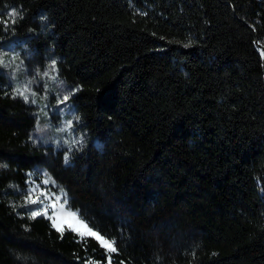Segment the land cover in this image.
I'll return each mask as SVG.
<instances>
[{
    "label": "trees",
    "instance_id": "trees-1",
    "mask_svg": "<svg viewBox=\"0 0 264 264\" xmlns=\"http://www.w3.org/2000/svg\"><path fill=\"white\" fill-rule=\"evenodd\" d=\"M0 21L17 76L56 61L83 141L68 165L36 144L0 67V264H264V0H0ZM38 166L116 252L29 219Z\"/></svg>",
    "mask_w": 264,
    "mask_h": 264
},
{
    "label": "rangeland",
    "instance_id": "rangeland-1",
    "mask_svg": "<svg viewBox=\"0 0 264 264\" xmlns=\"http://www.w3.org/2000/svg\"><path fill=\"white\" fill-rule=\"evenodd\" d=\"M12 38L10 37L9 41L0 43V50L4 52V59L8 62V66H0L4 69L9 70L11 77L14 79L10 91L13 93L14 89L21 88L23 89L26 85L29 86V100H35V124L32 129L33 141L36 144L43 146H52L54 149H61L63 151V160L65 162V155L68 153L69 148L72 146L73 141H80L82 133L77 123V116H75L74 107L71 106V103L68 100L64 101V97L67 96V86L65 83L61 82L55 77V74L50 70L44 69L39 73L35 69H29L27 72L23 73V76H17L18 70L20 69L18 63V52L17 49L12 44ZM20 51H25L24 42L21 40ZM15 57V59H13ZM44 71H49V76H43ZM17 76V77H16ZM29 82L31 84L29 85ZM34 92L35 96H32L31 93ZM61 101H63L61 103ZM67 121H72V127H68ZM79 146V145H78ZM71 156V154H70ZM46 171L41 167H33L29 169L27 173L26 187L23 191L21 204H24V198L28 194L29 187L32 184L39 185L40 190H44L47 193H54L56 196L61 195L60 186H53L51 184L44 185L42 181L45 179ZM32 174L31 181L28 183L29 174ZM64 190V189H63ZM65 191V190H64ZM38 193H34V196ZM68 196V195H67ZM41 200L44 198L41 197ZM54 199V197H53ZM63 198L60 203H63ZM48 203V201H45ZM41 204H30L27 205V209H38ZM65 211H73L68 205L65 207ZM52 214L51 209L48 212L50 216ZM78 218H80L78 216ZM67 228V225H65ZM93 230V229H92ZM95 231V230H93ZM106 239V238H105ZM108 240V239H107ZM110 241V240H109ZM112 242V241H110ZM100 243V242H99Z\"/></svg>",
    "mask_w": 264,
    "mask_h": 264
},
{
    "label": "snow or ice",
    "instance_id": "snow-or-ice-1",
    "mask_svg": "<svg viewBox=\"0 0 264 264\" xmlns=\"http://www.w3.org/2000/svg\"><path fill=\"white\" fill-rule=\"evenodd\" d=\"M10 17H16L17 11L15 8L12 9L10 13H8ZM22 18V17H21ZM43 19V17H42ZM5 24V30H7V21H0ZM16 21L15 19L12 20V23L14 24ZM189 45H185V47H188ZM4 52L0 50V66H8V62L4 59ZM15 59V57H13ZM49 68L52 72L57 71L56 69V61H52L51 65H49ZM43 76L48 77L49 71H44ZM55 78V77H50ZM31 82H29V85ZM29 86H25L23 89L16 88L13 91V98L16 96L23 97L25 103H36L35 100H29ZM32 96H35V93H31ZM68 100V97H64V101ZM63 101H61L62 103ZM79 119L78 117L76 118ZM68 127H72V121L66 122ZM83 141H73L72 146L69 148L68 153L65 155V164L68 165L70 161V154L71 152L78 146L82 145ZM45 179L42 181L44 185H53L54 187L56 185V181L48 175L47 172L44 173ZM32 174H29V181L28 183H32L31 181ZM34 193H38L34 196ZM43 197L44 199L41 200L40 198ZM54 197V199H53ZM63 198V203H60L61 199ZM45 201H48V203H45ZM41 204L42 206L38 209L32 210L29 209L30 215L29 219L35 220L38 217L44 216L45 218L49 219L51 221L52 227L61 234V237L63 238V233L65 231V225H67L68 230L72 231L73 233H77L81 238L88 237V238H95L98 240L102 247L106 249V251L111 254L117 251V249L113 246V243L109 240L105 239L103 236H101L97 231H93L91 227L88 226L84 222V219L78 218L77 211H65L66 205H69V198L67 196V193L61 189V195L56 196L54 193H47L44 190H40L39 185L32 184L31 187L28 189V194L24 198V204L22 207H27V205L30 204ZM51 209L52 214L49 216L48 212Z\"/></svg>",
    "mask_w": 264,
    "mask_h": 264
},
{
    "label": "water",
    "instance_id": "water-1",
    "mask_svg": "<svg viewBox=\"0 0 264 264\" xmlns=\"http://www.w3.org/2000/svg\"><path fill=\"white\" fill-rule=\"evenodd\" d=\"M262 53H263V57H262V60L264 62V48L262 47Z\"/></svg>",
    "mask_w": 264,
    "mask_h": 264
}]
</instances>
